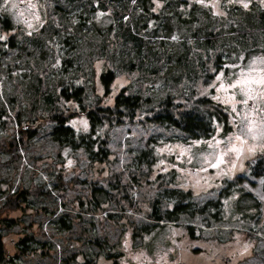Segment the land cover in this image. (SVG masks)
I'll list each match as a JSON object with an SVG mask.
<instances>
[{
	"label": "rangeland",
	"instance_id": "rangeland-1",
	"mask_svg": "<svg viewBox=\"0 0 264 264\" xmlns=\"http://www.w3.org/2000/svg\"><path fill=\"white\" fill-rule=\"evenodd\" d=\"M143 3L147 13L132 8V22L143 26L138 29L155 51L163 42L168 53L169 63L162 61L155 78L147 71L128 74L119 67L127 60L125 54L115 55L116 69L93 56L103 38L92 30L107 32L113 24L110 10H90L88 0H61L60 16L50 0H9L8 4L0 0V15L14 27L10 32L0 30L6 37L2 42L11 36L19 43L0 55V108L9 115L0 118V146H6L11 135L17 139L20 126L34 129L31 138L22 137L26 142L18 148L19 159L7 164L9 155L0 148V233L8 264H264V177H253L249 170L264 152V140L252 141L245 134L241 154L229 150L239 146L235 137L244 132L245 111L252 101L240 103L244 97L239 87H227L247 71L253 58L264 56V29L258 25L264 0ZM79 16L90 25L89 32L77 25ZM64 23L63 31L59 27ZM75 28L81 32L75 35ZM205 38L209 41L203 48ZM34 39L41 42V49L33 46ZM4 48L1 43L0 51ZM70 59L73 66L68 69ZM76 65L80 69L76 83L99 95H103L99 75L114 69L110 92L102 96L105 105H111L125 87L154 102L167 95L181 101L179 93L193 91L219 106L225 119H213L211 133L197 139L154 125H117L108 134L107 160L91 163L82 148L72 150L52 140L49 123L41 118V103L33 102L39 117L36 124L23 126L30 107L26 89L40 77V69L56 72L64 67L72 76ZM159 65L152 58L145 66ZM47 78L52 92L56 78ZM18 110L23 117L19 124ZM76 118L69 125L85 132V118ZM93 187L104 192L92 191ZM23 191L26 200L18 208L3 207L8 193L15 196ZM72 254L73 259L66 260Z\"/></svg>",
	"mask_w": 264,
	"mask_h": 264
},
{
	"label": "trees",
	"instance_id": "trees-1",
	"mask_svg": "<svg viewBox=\"0 0 264 264\" xmlns=\"http://www.w3.org/2000/svg\"><path fill=\"white\" fill-rule=\"evenodd\" d=\"M54 2L52 10L55 14L63 12V7L60 5L61 0H50ZM81 0H67L69 3L79 2ZM90 3V10L102 9L110 10L113 18V24L107 30L106 33H100L98 29L92 30V33L103 38L100 44H97L94 50L96 58H102L113 64L115 55L119 53V56H127V60L119 62V67L123 66V69L130 74L133 72H144L147 71L152 76L158 77L161 71V64L164 60V64L169 63L167 54L165 52V44L160 42L155 51L151 45L145 39L144 33L141 31L143 26L139 27V24H135L131 19V10L135 7H143V0H88ZM127 4L130 5L127 7ZM147 13V12H146ZM141 19V17H140ZM259 29H264V12L258 13ZM80 20L77 25L84 26V33L86 28L90 31V25L85 22L84 16H79ZM59 25V24H58ZM61 30H65L66 26L60 24ZM141 28V29H138ZM0 30L10 32L14 30L13 25L10 21L0 15ZM80 28H75L74 34L80 33ZM211 35V34H210ZM11 37V36H10ZM6 39L4 42L0 40V44L3 43L4 49L0 51V55L4 54V51L19 47V43L13 40V37ZM76 42L80 39L73 38ZM15 41V43H14ZM209 38H205L204 43L201 46L205 48L206 42ZM33 46L37 49H41L42 45L38 39L31 41ZM23 45L25 43L23 42ZM122 46V49L118 47ZM210 46V45H206ZM21 48V46H20ZM24 48V46H23ZM212 48V47H211ZM118 49V50H117ZM133 55L130 57V53ZM123 58V57H122ZM121 58V59H122ZM157 60L160 68L149 69L146 68V64L149 63V59ZM162 58V59H161ZM39 59L41 62L45 61V52L40 51ZM65 62V61H63ZM68 69H71L73 64L71 59L66 61ZM219 62V56L215 58V64ZM163 65V64H162ZM176 65L179 66L178 61ZM150 67V66H149ZM167 72L170 69L166 68ZM72 76L68 73L67 69L57 70L54 72L48 67L40 69V77L34 78V83L29 86L30 89H26L30 95L28 104L30 107L27 108L25 114L26 122L23 126H32L36 124L39 117L35 113L37 110L33 102H38L43 105L42 117L47 123H49V135L55 143L62 144L70 147V149L82 148L87 154L89 162H104L107 160L108 151V134L111 128L117 125H123L126 123H140L142 125H154L162 129H174L180 131L185 138L197 139L208 136L212 131V120H223L225 119L224 111L214 104L209 98L196 97L194 92L179 93L182 98L181 101H175L174 98L167 95L162 99H154L141 91H133L132 89L125 87L117 93L113 99L111 105H105L102 100V96H107L110 92L111 84L116 78V72L113 68L107 69L99 75L100 84L102 87L103 95L96 94L92 89L90 92L86 90L85 84L76 83L78 75L80 73L79 65L73 69ZM77 74V75H75ZM48 75H54L55 84L52 88V92L49 91ZM208 76H206L207 78ZM205 78V77H204ZM181 78L174 79L180 81ZM206 81V79H204ZM151 89H153L151 87ZM24 95V94H23ZM2 116H9L0 108V118ZM84 117L88 128L85 132L76 131L69 122L73 118ZM21 112L18 110L15 113L16 123L22 120ZM76 118V119H77ZM2 122V120H0ZM30 123V124H29ZM20 135L15 139L14 135L7 140L6 146H0L1 150L6 149V153L9 155L7 164H10V160H17L20 158L19 147L25 146L26 140L22 139L25 137L27 140L31 138V134L34 129H26L20 126ZM23 128V131H22ZM1 153V151H0ZM250 173L253 177H264V152L259 154L249 166ZM92 191L97 190L95 187ZM6 201L3 203V207L6 209H16L19 207V203L26 200L25 191L19 192L17 195L8 193L6 195ZM93 206L97 205L95 196L92 195ZM79 206L82 204L78 201ZM121 211V210H120ZM63 227L68 230L69 228L65 225L61 219ZM7 227L8 224H5ZM23 242V241H22ZM92 244L97 241L92 240ZM74 254L69 255L66 260H72ZM9 258L6 256V252L3 247L2 235L0 233V264H8ZM64 264H67V261Z\"/></svg>",
	"mask_w": 264,
	"mask_h": 264
},
{
	"label": "snow or ice",
	"instance_id": "snow-or-ice-1",
	"mask_svg": "<svg viewBox=\"0 0 264 264\" xmlns=\"http://www.w3.org/2000/svg\"><path fill=\"white\" fill-rule=\"evenodd\" d=\"M197 2L200 3L201 0H197ZM4 3L8 4L9 0H4ZM11 6L13 8L16 7L14 3ZM29 7H32V5L29 4ZM243 7L247 8L248 4L244 3ZM5 38V36L0 35V40H4ZM219 79L220 77L217 76V80ZM224 87L223 84L220 85L221 89ZM227 87H239V91L244 97L240 103L248 104L249 101H252L251 106L245 111L244 120L246 123L244 132L242 135L235 137V140L239 142V146L234 144L229 149L239 156L243 151V146L247 143V139L242 138L243 135L246 134L247 138H250L252 141L258 138L264 140V56L253 58L247 71H242L237 79ZM229 99H232V97H229ZM233 110L235 111V109ZM254 147L255 144L250 145L248 151L252 152ZM216 159L218 162L221 161L220 156H217ZM215 166L212 165V167ZM261 198L264 199V197Z\"/></svg>",
	"mask_w": 264,
	"mask_h": 264
}]
</instances>
